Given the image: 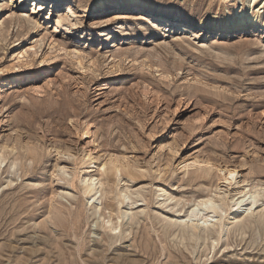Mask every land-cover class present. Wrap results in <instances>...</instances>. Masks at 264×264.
<instances>
[{"label":"rangeland","instance_id":"1","mask_svg":"<svg viewBox=\"0 0 264 264\" xmlns=\"http://www.w3.org/2000/svg\"><path fill=\"white\" fill-rule=\"evenodd\" d=\"M10 1L0 264H264V0ZM236 9L261 15L227 28ZM111 158L131 169L112 183ZM242 190H261L249 216ZM215 194L193 237L182 219Z\"/></svg>","mask_w":264,"mask_h":264},{"label":"bare ground","instance_id":"2","mask_svg":"<svg viewBox=\"0 0 264 264\" xmlns=\"http://www.w3.org/2000/svg\"><path fill=\"white\" fill-rule=\"evenodd\" d=\"M13 1L14 0H11L10 3L13 4ZM136 1H138V0H135L134 2H136ZM252 1H255V0H250L248 4L251 5ZM131 3H133V2H131ZM105 7H106L105 0H99V4L96 5V6H93L92 10L94 12L101 11V10H104ZM39 8L41 10V6ZM3 10H4L3 3H0V13ZM236 11H237V14L236 13L235 14L238 17L237 21L236 22H232V23L229 22L230 25H228L227 28L228 27H237L239 25L248 24L247 23L248 21L249 22L251 21L252 23H254L255 21L258 20L259 16L261 15L260 14V9L257 10V11L252 10L251 14H248V12L246 10L240 11V10L236 9ZM67 13L68 14L64 15V17H62V18L64 20H68L69 24H74L73 28H75V26H76L75 24H77V22H75L74 19L73 20L71 19V16H73V13H74L73 12V8H71V6L68 7V12ZM18 20L20 22L21 21V17H19ZM147 20H150L151 27L156 26V24L157 25H161V27H162V24L159 23L160 20L159 21L158 20H153V19H147ZM119 25L120 24H117L116 27H119ZM182 27L184 28L185 26L182 25ZM120 31H121V33H124L123 35L129 34L128 33L129 29H125V30L121 29ZM6 36L7 35L2 30L0 32V40L6 39ZM110 36H111L112 40H115V38L118 36V34L114 33V32H111ZM113 46H116V45L114 44ZM1 47L2 46H0V48ZM76 53H78V57L81 59L82 58V55H81L82 53H80V51H78V50H77ZM81 61H82V59H81ZM6 159H7L6 156L1 153L0 154V163L1 164L4 163L6 161ZM13 164H14V162H13ZM187 166H189V165H187ZM123 171H125L126 173L127 172L128 173L131 172V169L129 168V164H127V165L126 164H122L121 161L111 158L110 160L106 161L102 165V169H101L102 173L101 174L102 175L103 174L107 175V179H109L110 182L112 183V179L113 178L115 179V177H117L119 175V173L123 172ZM237 173H238V170L235 167L232 170H230L229 175H230L231 178H234L235 174H237ZM102 186H103L102 180L99 177L95 176V175H88L84 179V186H83L84 187L83 188L84 189V193L90 194L93 199H95L97 196H98V198L102 197V195H103V188L101 189ZM260 192H261V190H255V191L242 190L240 192H237L231 198L232 206L233 207H235V206L241 207L243 205H249L250 206L249 210H248L249 211L248 216H249L251 213L254 212V208L253 207L258 202V196L260 195ZM218 201L219 200H218L216 194L212 195V196L205 197V198H200L198 200L196 206L194 208H192L191 211H189V214H187V216H186L187 218L186 219H182L183 220L182 222H184L186 224H189V222H191V232H192V236L193 237L197 236L194 231L197 230V228L199 226L208 227L209 228V227L215 226L217 224L216 221L213 218L215 217V215L220 210V205L218 204ZM196 217L198 218V221H202V223L194 222L193 218H196ZM114 229H117V226L115 228H113V230ZM115 260H118V259H115Z\"/></svg>","mask_w":264,"mask_h":264}]
</instances>
